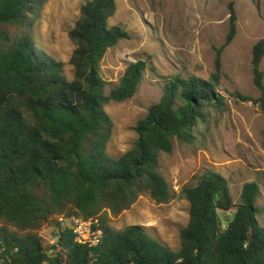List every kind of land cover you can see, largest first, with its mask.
Listing matches in <instances>:
<instances>
[{
    "label": "trees",
    "instance_id": "1",
    "mask_svg": "<svg viewBox=\"0 0 264 264\" xmlns=\"http://www.w3.org/2000/svg\"><path fill=\"white\" fill-rule=\"evenodd\" d=\"M50 0H0V264H264V226L257 183L244 186L235 205L228 181L205 172L182 190L189 222L174 251L140 226L116 230L112 216L130 209L140 196L163 204L173 198L159 172L160 155L175 140L191 142L211 109H219L221 55L237 34L231 6L229 32L218 49L209 78H167L159 102L135 126V147L119 158L106 153L111 121L105 107L135 96L147 70L130 64L119 85L107 93L101 62L129 35L109 22L115 0H91L69 37L75 46L69 80L64 64L40 54L27 36L11 38L9 27L26 26ZM264 40L252 52L257 99L240 96L264 111ZM233 214L231 215L230 213ZM98 219L104 235L95 247L75 240L71 225L60 227L55 244L40 232L52 222Z\"/></svg>",
    "mask_w": 264,
    "mask_h": 264
},
{
    "label": "rangeland",
    "instance_id": "2",
    "mask_svg": "<svg viewBox=\"0 0 264 264\" xmlns=\"http://www.w3.org/2000/svg\"><path fill=\"white\" fill-rule=\"evenodd\" d=\"M87 1L91 0H50L26 26L9 27L8 34L12 39L29 37L40 54L62 62L66 77L72 80L70 61L75 46L69 32ZM115 1L117 11L109 24L124 28L129 38L111 48L101 62L107 93L119 85L130 64L145 61L148 67L133 98L105 107L111 121L106 153L112 158L135 147L134 128L149 107L160 101L167 78L180 75L208 80L215 73L217 51L229 32L231 6L237 15V34L221 55L217 91L224 104L211 109L191 142L175 140L172 153L160 155L159 172L173 198L160 204L140 196L130 209L112 216L111 226L116 230L140 226L154 240L178 251L190 210L182 190L195 186L207 171L228 181L235 205L240 203L244 186L257 183L261 191L257 220L264 226V111L241 98L260 97L253 84L252 52L264 40V0ZM261 69L264 72V59ZM58 223L62 228L71 225L67 220L47 224L40 232L46 245L57 242Z\"/></svg>",
    "mask_w": 264,
    "mask_h": 264
},
{
    "label": "built area",
    "instance_id": "3",
    "mask_svg": "<svg viewBox=\"0 0 264 264\" xmlns=\"http://www.w3.org/2000/svg\"><path fill=\"white\" fill-rule=\"evenodd\" d=\"M71 228L75 240L82 245L95 247L103 240L104 232L98 219L74 218L71 220Z\"/></svg>",
    "mask_w": 264,
    "mask_h": 264
}]
</instances>
